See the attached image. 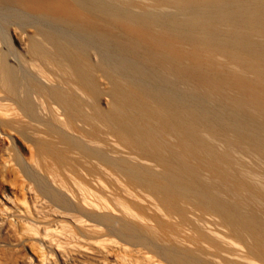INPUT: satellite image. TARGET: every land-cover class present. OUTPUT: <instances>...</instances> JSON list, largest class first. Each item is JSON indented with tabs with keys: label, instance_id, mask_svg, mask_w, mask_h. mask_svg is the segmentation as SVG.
<instances>
[{
	"label": "bare ground",
	"instance_id": "6f19581e",
	"mask_svg": "<svg viewBox=\"0 0 264 264\" xmlns=\"http://www.w3.org/2000/svg\"><path fill=\"white\" fill-rule=\"evenodd\" d=\"M0 137V264H264V0H0Z\"/></svg>",
	"mask_w": 264,
	"mask_h": 264
},
{
	"label": "rangeland",
	"instance_id": "374dc122",
	"mask_svg": "<svg viewBox=\"0 0 264 264\" xmlns=\"http://www.w3.org/2000/svg\"><path fill=\"white\" fill-rule=\"evenodd\" d=\"M5 142H7V140H6L5 138L0 137V164H1L2 162H4L5 159H6V156H5V147H6ZM40 179H41V177H40ZM43 179H44V178H43ZM15 180H16V183L18 184V182H19L21 179H20V178H15ZM17 184H16V185H17ZM1 185H2L4 188H6L7 190L13 191V190H12V189H13L12 183H10L9 185H8L7 183H0V186H1Z\"/></svg>",
	"mask_w": 264,
	"mask_h": 264
}]
</instances>
